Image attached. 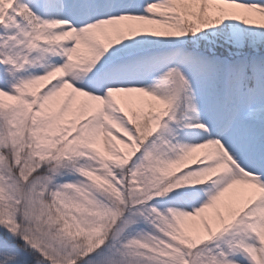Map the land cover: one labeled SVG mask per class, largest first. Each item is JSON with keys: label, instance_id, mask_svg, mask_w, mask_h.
Instances as JSON below:
<instances>
[{"label": "snow or ice", "instance_id": "1", "mask_svg": "<svg viewBox=\"0 0 264 264\" xmlns=\"http://www.w3.org/2000/svg\"><path fill=\"white\" fill-rule=\"evenodd\" d=\"M0 264H264V0H0Z\"/></svg>", "mask_w": 264, "mask_h": 264}]
</instances>
